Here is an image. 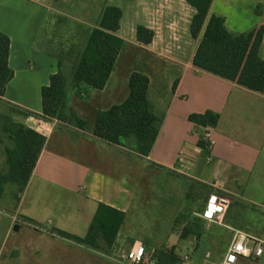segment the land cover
Masks as SVG:
<instances>
[{
  "label": "crops",
  "instance_id": "0c3cea01",
  "mask_svg": "<svg viewBox=\"0 0 264 264\" xmlns=\"http://www.w3.org/2000/svg\"><path fill=\"white\" fill-rule=\"evenodd\" d=\"M160 1L154 0L158 6ZM184 1L190 26L196 11ZM108 6L117 7L110 0H0V35L11 40L9 66L14 71L4 94L0 81V104L42 115V89L60 70L71 78L91 30L99 28ZM154 9L147 7L143 21H136L133 28L121 21L116 36L125 46L104 90L69 88V96H80L96 115L128 98L132 73L146 74L149 99L164 114L153 150L143 157L129 150L126 142L124 146L106 143L94 136L93 124L83 130L27 117L23 123L46 137V144L9 220L0 217V264H124L115 256L137 244L149 253L171 252L178 260L189 256L185 264H202L207 254L216 261L222 258L231 231L264 242V95L197 69L193 58L200 39L194 40L190 31L185 38L193 45L189 54L166 56L165 39L154 27ZM210 15L224 17L232 33L264 29V0H214ZM141 25L155 33L149 45L137 39ZM128 45L144 49L147 56L144 67L125 80L123 93L116 71ZM259 56L264 61V39ZM207 111L220 115L216 128L208 130L189 120ZM208 131L210 152L198 144ZM149 172L157 175L165 193L172 182L204 190L205 197L195 194L197 202L191 204L188 217L178 213L171 221L178 227L164 228L148 217L150 204L139 192L151 183ZM218 197L232 199L226 212L219 208ZM100 205L125 214L112 248H90L53 233L59 230L85 238ZM218 216L221 223L215 219ZM260 263L264 264V254Z\"/></svg>",
  "mask_w": 264,
  "mask_h": 264
},
{
  "label": "trees",
  "instance_id": "16d2710c",
  "mask_svg": "<svg viewBox=\"0 0 264 264\" xmlns=\"http://www.w3.org/2000/svg\"><path fill=\"white\" fill-rule=\"evenodd\" d=\"M186 1L196 11L190 23L191 37L194 40L200 39L193 65L264 95V61L259 56L264 29L232 33L227 29L224 17L210 15L214 0ZM122 19L123 10L119 7L108 6L103 10L99 28L91 30L78 61L72 68L71 78H67L60 70L51 76L49 86L42 89V115L8 106L10 111L25 119L35 117L68 124L70 85L77 89L87 86L102 91L115 71L118 57L125 46L124 40L116 36ZM154 36L153 31L145 26H138L137 39L141 44H151ZM10 47V38L1 34V94L5 93L7 85L14 78V71L9 66ZM59 65L62 67V64ZM149 86L150 79L146 74L132 73L128 98L120 105L96 113L93 122L94 136L118 146H124L130 140L138 155L149 156L164 121V114L149 99ZM80 93L81 90L78 91ZM73 119L76 121L73 126L79 129L85 130L90 126L89 122L80 119L76 113H73ZM189 120L199 127L216 128L220 115L207 111L204 114H193ZM0 127L14 144L13 148L6 149L9 170L1 177V182L16 184L19 187V200L45 147L46 137L24 123L16 122L10 114L0 113ZM198 144L203 150L210 152L211 145L205 138H201ZM124 221L123 212L100 205L85 238L73 237L59 230H54L53 233L87 247L103 250L105 247L112 248L117 243ZM154 257L158 264H175L178 261L177 256L171 252L159 251Z\"/></svg>",
  "mask_w": 264,
  "mask_h": 264
},
{
  "label": "rangeland",
  "instance_id": "374dc122",
  "mask_svg": "<svg viewBox=\"0 0 264 264\" xmlns=\"http://www.w3.org/2000/svg\"><path fill=\"white\" fill-rule=\"evenodd\" d=\"M110 3L123 10L124 17L122 25L126 26L128 24L129 27L131 26L132 28L134 27L136 21L139 23L143 21L142 13L145 9H147V7L155 8L153 12L155 21L154 27L160 36H163L165 39L163 47V50H165L163 51L164 54L168 57L173 56L177 52H185L186 55L189 54L190 48H192L193 45L192 43L185 41V38L188 37L190 31V28L188 30V20H190V18L189 9H187L188 7L186 6L184 0H161L160 6L156 5L154 0H110ZM182 45L185 46V50ZM146 56L147 54L145 50L140 47L128 45L124 49L120 56L116 71L119 78L123 81L121 82V87L124 88L123 93H125L126 89L125 80L133 70H141L144 67L143 60H145ZM114 78L115 79H113L111 83L112 87L117 79L116 74ZM69 103L71 106H69L67 110V115L70 118L68 125H75L76 121L73 119V113L77 114L78 112L81 114L83 120L89 122L90 126L93 124L95 113L93 112L91 105L81 101L80 96L77 94H70ZM0 113L12 115L16 122L23 123L25 121L24 117L11 112L7 105L0 104ZM126 143V147L135 152L133 147L134 143L130 140H127ZM13 146L14 144L12 140L0 127V217L7 218L8 220V217L12 215L18 201L19 187L13 183L1 182V177L5 176L9 170L6 149L13 148ZM147 175V177H150L149 181L151 179V183L144 184L145 189L139 192V196L142 200L150 204L148 208V217H151L150 219L158 222V224H161L164 228L171 225H175V227L180 225L179 223H171L178 213H180L181 218L188 217L187 214L194 208H191V204L194 201L197 202L195 194L197 196H206L203 193V189H194L191 185L187 186L184 183L174 182L166 185L170 191H166L167 193H165V191L160 190L163 187L162 184H159V182L156 181L157 175L152 174L151 172ZM254 192L255 191H252V194ZM216 193H218L219 196V191ZM256 199L259 201L261 200L260 197H257ZM229 201H232V199L229 198ZM246 205L249 206V208H252L250 203H246ZM250 214L252 217H256L255 215H257V213L252 211H250ZM233 236L234 232L232 233L231 231L229 238L230 242L232 241ZM156 241L160 243L161 239H156ZM157 252L159 251H156L155 254ZM120 254L121 253L115 256L118 262H121Z\"/></svg>",
  "mask_w": 264,
  "mask_h": 264
},
{
  "label": "built area",
  "instance_id": "2783aa9c",
  "mask_svg": "<svg viewBox=\"0 0 264 264\" xmlns=\"http://www.w3.org/2000/svg\"><path fill=\"white\" fill-rule=\"evenodd\" d=\"M211 128H208L210 130ZM205 139L209 142V131L205 135ZM211 145V142H209ZM219 208L226 212L229 208L230 201L226 197H218L215 199ZM221 223V217L215 218ZM264 254V242L247 233L234 231V236L230 242L228 249L220 260H214L211 254L205 256L202 264H261L260 260ZM189 256L180 258L175 264H185L188 262ZM120 261L124 264H158L155 260L154 253H149L142 244L136 245L130 251H123L120 254Z\"/></svg>",
  "mask_w": 264,
  "mask_h": 264
},
{
  "label": "water",
  "instance_id": "95a60500",
  "mask_svg": "<svg viewBox=\"0 0 264 264\" xmlns=\"http://www.w3.org/2000/svg\"><path fill=\"white\" fill-rule=\"evenodd\" d=\"M18 229H19L18 226H16V227H15V230H18Z\"/></svg>",
  "mask_w": 264,
  "mask_h": 264
}]
</instances>
